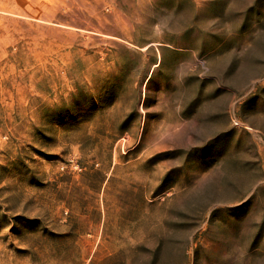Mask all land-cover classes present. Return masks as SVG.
Instances as JSON below:
<instances>
[{"label": "rangeland", "instance_id": "obj_1", "mask_svg": "<svg viewBox=\"0 0 264 264\" xmlns=\"http://www.w3.org/2000/svg\"><path fill=\"white\" fill-rule=\"evenodd\" d=\"M0 264H264V0H0Z\"/></svg>", "mask_w": 264, "mask_h": 264}]
</instances>
